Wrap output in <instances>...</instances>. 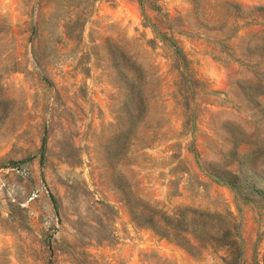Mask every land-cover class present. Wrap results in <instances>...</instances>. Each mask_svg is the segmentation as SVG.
<instances>
[{"label":"rangeland","instance_id":"rangeland-1","mask_svg":"<svg viewBox=\"0 0 264 264\" xmlns=\"http://www.w3.org/2000/svg\"><path fill=\"white\" fill-rule=\"evenodd\" d=\"M0 264H264V0H0Z\"/></svg>","mask_w":264,"mask_h":264},{"label":"trees","instance_id":"trees-1","mask_svg":"<svg viewBox=\"0 0 264 264\" xmlns=\"http://www.w3.org/2000/svg\"><path fill=\"white\" fill-rule=\"evenodd\" d=\"M45 146V144H44ZM44 146L41 149V154H42V158L45 154L44 152ZM211 175L217 177L218 179L222 180L223 182L237 188L240 192H246L250 185L248 184V182H246V180L240 176L239 174H236L234 172L229 171L226 168H222L220 167L219 169L217 168H213L211 171ZM181 219L184 221V217H185V213H181ZM136 215V212H135ZM197 217H198V231H199V235H203V234H207L208 232H211L209 229V222L212 221V215L209 213H205L202 211H197L196 213ZM137 218V216H136ZM158 218L155 215H152L151 218L149 219V225L150 227L155 230L158 234L163 235V236H170V229L169 226H160L158 224ZM183 221H179L180 223H182ZM169 225V222L168 224ZM197 237H201V236H197ZM201 239V238H200ZM223 246L224 247H235L236 246V240L234 238H232L231 235V230L230 228H226L224 231V235H223Z\"/></svg>","mask_w":264,"mask_h":264}]
</instances>
